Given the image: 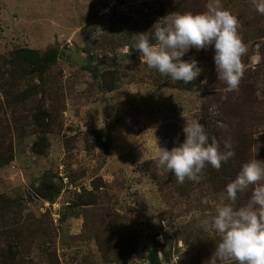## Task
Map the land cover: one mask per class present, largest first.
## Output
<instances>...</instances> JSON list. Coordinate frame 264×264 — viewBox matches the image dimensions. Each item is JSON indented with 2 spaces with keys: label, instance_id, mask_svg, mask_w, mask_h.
<instances>
[{
  "label": "rangeland",
  "instance_id": "rangeland-1",
  "mask_svg": "<svg viewBox=\"0 0 264 264\" xmlns=\"http://www.w3.org/2000/svg\"><path fill=\"white\" fill-rule=\"evenodd\" d=\"M207 2L0 0V264H211L219 236L200 222L245 162L264 161V15L222 0L247 45L227 94L214 48L182 57L202 69L189 84L134 48ZM183 112L235 151L198 183L157 170L159 147L186 138Z\"/></svg>",
  "mask_w": 264,
  "mask_h": 264
},
{
  "label": "clouds",
  "instance_id": "clouds-1",
  "mask_svg": "<svg viewBox=\"0 0 264 264\" xmlns=\"http://www.w3.org/2000/svg\"><path fill=\"white\" fill-rule=\"evenodd\" d=\"M256 12L264 15V0H252ZM205 11L175 15L170 23L156 26L154 36L139 33L134 48L140 61L161 75L189 84L202 72L195 59H182L191 49L214 48V63L218 81L224 93L239 89L246 71L243 57L247 45L240 34V21L222 0H208ZM206 83V81H204ZM186 123L185 139L168 149L159 147L156 155L160 174L169 172L179 184L185 180L200 182L207 165L219 170L222 163L235 156L233 145L224 141V151L216 137L209 136L197 120L181 114ZM251 188L248 202L235 207L239 193ZM216 207V214L203 219L200 226L219 236L211 264H264V161L250 160L226 186L225 197Z\"/></svg>",
  "mask_w": 264,
  "mask_h": 264
}]
</instances>
